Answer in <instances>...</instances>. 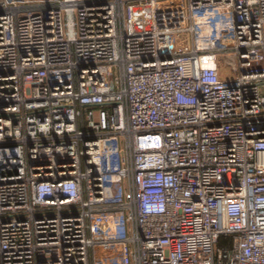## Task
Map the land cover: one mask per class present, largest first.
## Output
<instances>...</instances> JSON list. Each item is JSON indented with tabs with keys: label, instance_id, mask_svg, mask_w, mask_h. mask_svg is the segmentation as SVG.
<instances>
[{
	"label": "built area",
	"instance_id": "1",
	"mask_svg": "<svg viewBox=\"0 0 264 264\" xmlns=\"http://www.w3.org/2000/svg\"><path fill=\"white\" fill-rule=\"evenodd\" d=\"M158 1L0 0V264H264V0Z\"/></svg>",
	"mask_w": 264,
	"mask_h": 264
},
{
	"label": "crops",
	"instance_id": "2",
	"mask_svg": "<svg viewBox=\"0 0 264 264\" xmlns=\"http://www.w3.org/2000/svg\"><path fill=\"white\" fill-rule=\"evenodd\" d=\"M198 15H200V16H201V14H198ZM204 36H205V38L202 40V42L206 44V42H207V37H206V34H205Z\"/></svg>",
	"mask_w": 264,
	"mask_h": 264
},
{
	"label": "rangeland",
	"instance_id": "3",
	"mask_svg": "<svg viewBox=\"0 0 264 264\" xmlns=\"http://www.w3.org/2000/svg\"><path fill=\"white\" fill-rule=\"evenodd\" d=\"M158 2H159V5H160V4H162V5L165 4V2H163V1H161V0H159Z\"/></svg>",
	"mask_w": 264,
	"mask_h": 264
}]
</instances>
